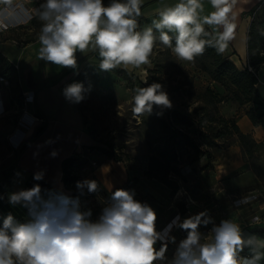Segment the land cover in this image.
<instances>
[{
  "label": "clouds",
  "instance_id": "obj_1",
  "mask_svg": "<svg viewBox=\"0 0 264 264\" xmlns=\"http://www.w3.org/2000/svg\"><path fill=\"white\" fill-rule=\"evenodd\" d=\"M10 3V0H3ZM214 11L201 16L202 0H179L174 6L158 12L151 27L138 29L143 0H44L36 10L42 22L39 33V58L54 65L77 67V52L98 51L99 69L110 72L124 68H140L150 64L157 42L171 48L179 60L192 62L203 55L206 46L224 53L234 39L236 24L231 15L236 0H209ZM0 13V29L6 28L9 16ZM205 25L216 31L207 40ZM169 33H175V43ZM147 83V81H145ZM82 83H72L63 90L71 103L85 99ZM137 115L150 114L153 106L171 107V101L159 83L136 89L132 98ZM56 155L55 152L52 153ZM43 179V172L34 174ZM78 195L63 191L42 190L40 184L8 195L12 206L27 210V219L16 220L8 213L0 224V264H259L264 258V243L255 236H243L239 224L231 219L213 223L209 234L201 225L212 223L207 212L177 217L173 224L186 231L170 260H166L167 243L157 231V213L147 203L135 199L134 190L116 189L96 219L91 209L81 207L80 197L96 193L95 180L76 183ZM246 202V201H245ZM202 217H207L202 220ZM259 221V217H256ZM175 243V237H169ZM252 255L239 257L245 247Z\"/></svg>",
  "mask_w": 264,
  "mask_h": 264
},
{
  "label": "rangeland",
  "instance_id": "obj_2",
  "mask_svg": "<svg viewBox=\"0 0 264 264\" xmlns=\"http://www.w3.org/2000/svg\"><path fill=\"white\" fill-rule=\"evenodd\" d=\"M43 2L44 0H10V3H5L0 0V13L8 15L10 11L17 15L22 9L24 12L36 13ZM103 2L107 5L110 0ZM11 6L15 9L9 10ZM158 18V15L139 18L137 30L151 27L152 21ZM248 19L264 33V0L253 12H249ZM41 27L42 22L35 15L19 26L3 29L0 31V50L10 48L17 54H22L27 49L40 46L38 37ZM154 35L157 42L149 65L140 68L121 66L106 72L99 69L100 57L95 56L77 64L75 69L71 68L62 81L63 88L72 83H82L89 89L84 94L85 99L77 103L83 116L84 130L91 138V143L86 148L93 151L90 159L85 160L89 165L87 173L106 158L124 163L130 174L127 189L134 190L135 199L147 202L157 213L156 228L162 233V241H158L155 247L159 250L162 242L167 243L166 260L171 259L179 241L187 235L186 231L176 227L173 221L177 217L182 221L205 211L207 217H211L212 223L201 225L199 230L202 233L209 234L213 223L218 225L222 220L231 219L240 225L246 239L255 236L264 243V238L254 234L256 231H264V141L258 144L251 156L246 157L241 150L236 151L230 147L237 141L233 132L223 134L210 148L202 146L201 149L207 150L204 153H197L194 146L183 138L177 147L178 174L169 176L175 182L176 190L172 191L170 185L145 175L150 159L156 156L164 144L167 129L162 121L171 123L169 117L173 116L174 112L191 117L194 108L201 104L189 96H194L195 91L210 88V77L207 73L196 67L193 61L179 60L171 48L166 52L155 29ZM262 40L264 42V37ZM38 62L39 59L36 58L28 64L29 68H35ZM71 80L72 82L68 83ZM18 82L13 77L6 87L0 81V86L4 87L1 94L3 99L5 98L6 108L5 113H0V164L10 162L16 153L11 149L16 144L10 142V139L14 136H17V139L26 137L21 130L24 125L19 123L20 118L22 121L27 117L31 118L27 114V106L20 102L22 87L18 86ZM152 83L161 84L162 91L167 93L171 101V107L162 106L158 114H135L132 98L136 89ZM21 84L23 85V82ZM213 90L218 97L224 98L216 104L217 112L215 113L212 104L203 105L206 111H213L216 118L222 116L219 106L228 98H225L227 91L224 85L216 84ZM226 119L235 121L231 117ZM187 135L195 143H200L192 133ZM101 148L112 156L102 153ZM92 161L95 164H92ZM238 162L239 164H236ZM253 168L257 169V175ZM35 184L37 183L32 182L28 189ZM104 193L99 186L96 193L83 199L84 209L98 212L96 218L106 204ZM207 217H202V220ZM256 217H259V221H256ZM169 237H175V243ZM245 251L252 253L246 246L239 256ZM260 251L264 252V249ZM156 264H166V261H157Z\"/></svg>",
  "mask_w": 264,
  "mask_h": 264
},
{
  "label": "crops",
  "instance_id": "obj_3",
  "mask_svg": "<svg viewBox=\"0 0 264 264\" xmlns=\"http://www.w3.org/2000/svg\"><path fill=\"white\" fill-rule=\"evenodd\" d=\"M148 1L152 2L141 9L140 18L158 15V12L163 8L174 6L179 2V0H143L142 5ZM259 1L261 0H236L231 13L235 18V36L229 42L223 54L228 56L239 68L247 64L248 15L252 7ZM202 3L203 12H201V16L208 15L214 11L209 0H202ZM208 27L214 38L216 31H222V29H215L212 26ZM39 48L40 46H34L33 49H27L22 54H17V52L10 48L0 50L13 65L16 64L18 66L17 69H21L22 78L20 82H23L21 90L32 93V96L28 98L26 103L27 114H35V107H38L43 113V116L37 117V120L32 125L24 126V129H21L23 134H26L25 138L32 134L35 126L41 123L45 124L44 130L38 137L32 140L21 154H17L16 152L10 159V162L0 164V168L5 166L13 167L11 180L4 189L8 194L22 190L27 180L31 176L34 177V174L37 172H43V179L41 181L46 182L53 188H60L62 175L61 161L76 151H82L87 156L86 158L80 157V160H89L93 154V151H87L88 149L86 148L91 143V138L84 130L83 116L77 103H71L64 97L63 79H54L62 70L68 68L41 60L39 58ZM92 52L93 50L85 53L77 52V64L95 57L86 58ZM36 58L39 59L36 67L29 68L28 64ZM257 71L258 75L264 78V63L258 67ZM45 81L48 83L40 87V84ZM52 82L61 83L60 87L54 86ZM208 84L213 88L218 83L212 79H208ZM259 87L264 96V83H260ZM3 90L4 87L1 85L0 107L1 105L5 107V98L3 99L1 94ZM22 99L23 96L20 97V102ZM223 103L219 106L223 117L234 118L239 130L250 134L256 143L259 144L264 141V127L262 125L254 126L250 122L245 114L246 105H240L229 98ZM4 109L6 111V108ZM10 142H12L11 139ZM230 147L236 151L240 150L238 141H234ZM16 148L12 147L11 149L16 151ZM53 152L56 153L55 156L52 155ZM236 164H239V162ZM88 168L89 165L85 162L78 168V173L82 180H95L106 194H109L114 188L123 185L130 178V174L125 168L124 163L117 160L108 158L101 160L99 165L95 166L89 174L87 173ZM122 189L128 190L126 188ZM244 254L252 255L249 251ZM261 261L264 262V260Z\"/></svg>",
  "mask_w": 264,
  "mask_h": 264
},
{
  "label": "trees",
  "instance_id": "obj_4",
  "mask_svg": "<svg viewBox=\"0 0 264 264\" xmlns=\"http://www.w3.org/2000/svg\"><path fill=\"white\" fill-rule=\"evenodd\" d=\"M148 1L141 5V9L151 3ZM262 0L257 2L250 13L254 11L256 7L261 4ZM139 18L137 20L139 21ZM205 31L208 33L207 36L202 37L203 39L214 41L213 34L208 26H205ZM173 37V46L175 43V34H170ZM264 33L257 28V25L253 21L249 22V27L247 31V64L242 68H239L235 63L223 53H218L215 47L206 46L203 55L197 56L193 63L200 70L207 73L210 79L214 80L216 83H220L222 86H225L227 91L225 98H229L232 101L240 104L247 105L245 114L254 126L264 125V96L260 91V83L258 80L257 74L250 70L248 67L258 69V67L264 63V54H260V51L264 48L263 42ZM165 51L168 52V47L165 46ZM91 56H98V51H93L86 58ZM66 70H68L66 72ZM70 69L62 70L57 76L56 80H62L67 76V73ZM0 76L7 79L8 81L12 80L15 77L17 80L22 78L21 69H16L14 65L0 52ZM74 80V79H72ZM68 81V83L72 82ZM223 81L227 83L224 84ZM20 82V81H19ZM18 82V86H21V82ZM48 82H43L40 84V87H43ZM54 86H59L58 82H52ZM191 85V83H189ZM197 105L192 111V116L188 117L182 115L179 112H174L173 116L169 117L171 123H165L164 128L167 129L166 137L164 144L161 149L158 151L156 156L150 159L148 168L145 172V175L149 178H155L161 183L170 185L172 191L176 190V184L173 180L169 178L170 175L178 174V155L177 147L181 139H186L189 144L194 146L197 153L207 152V148L215 145V141L220 139L223 134H230L231 132L235 133L237 136V141L240 146V150L244 156H251L253 150L258 146V143L253 139V137L248 133H243L239 130L238 125L235 121H230L223 116H217L214 118L213 111H206L203 103H209L213 105L215 113L217 112L216 104L224 98L218 97L213 88H205L203 91H195L194 96L190 95ZM22 102V101H21ZM162 106L154 105L152 112L158 114L161 111ZM200 110V111H199ZM35 115L37 117H42L43 113L38 108L35 107ZM217 125H213V123ZM45 124L41 123L35 126L32 134L20 141L16 148L17 154H21L28 145L34 140L39 134L44 130ZM192 133L196 136V139L200 143H195L187 134ZM204 146L206 149H201ZM89 150V148H87ZM102 153L108 154L111 157V153L105 151V149H100ZM80 151H76L74 154L64 158L61 161L62 175H61V187L53 188L44 181H36L33 176H31L23 189H28L31 187L32 182L39 183L42 190H54V191H63L66 194H69L73 197L78 195L76 189V183L78 181H83L80 174L78 173V168L83 165L85 160H80L79 157ZM13 167H1L0 168V224H2V219L8 213H12L16 220L23 222L27 219V210L21 206H12L8 202V193L5 192V188L8 185L12 177ZM255 174H258L257 169L253 168ZM130 180L124 182L123 185L114 188L111 192H114L116 189L128 188ZM104 193V197L107 200L110 197V194ZM94 193H87L80 197L81 207L84 209L83 199L91 196ZM87 210V209H84ZM98 212L92 211V219H96V214ZM258 237L264 238V231H256L254 233ZM247 252V251H245ZM244 252V253H245ZM243 253V254H244Z\"/></svg>",
  "mask_w": 264,
  "mask_h": 264
},
{
  "label": "built area",
  "instance_id": "obj_5",
  "mask_svg": "<svg viewBox=\"0 0 264 264\" xmlns=\"http://www.w3.org/2000/svg\"><path fill=\"white\" fill-rule=\"evenodd\" d=\"M30 1H33V0H30ZM34 1H37V2H38L39 0H34ZM13 8H14V7L11 6V7L9 8V10H11V9H13ZM14 9H15V8H14ZM14 9H13V10H14ZM9 13H11V12L9 11L8 14H9ZM35 15H36V13H31L30 11H26V12H24L23 9H22L20 12H17V15H16L15 12H14V13H11V15H10L9 18H8V20H6L7 27H6V28H3V29H8L9 27H12V26H19V25H21V24L27 22L28 20L32 19ZM3 29H0V31H2ZM263 50H264V48H263ZM263 50L260 51V54H264V51H263ZM14 67H15L16 69L18 68V66H17L16 64H14ZM248 68H249L250 70L254 71V72L257 74V76H258V80H259V83H264V78H261V77L258 75V71L255 70V68H252V67H250V66H249ZM0 81H1V82L3 83V85L6 86V87L9 85V81H8L7 79L1 77V76H0ZM18 81H20V80H18ZM22 96H23L22 104L26 105L27 100H28V98H30V97L32 96V93H30L29 91H25V90H24V91H22ZM4 110H5L4 107L1 105V107H0V113H3ZM25 112H26V110L23 111V113H25ZM29 115H30L31 118L27 117L26 119H24V121H22L21 118H20L19 123H22L24 126H26V125H27V126L32 125V124L34 123V121L37 120V116H36L34 113H33V114H29ZM25 120H26V121H25ZM13 140H16L15 142H17V143H15ZM18 140H19V141H18ZM21 140H22V139H17V136L12 137V139H11L12 143L16 144V145H14V147H17ZM87 151H89V150H87ZM79 157H81V158H86L87 156H86L82 151H80ZM91 163H92V164H95L94 161H92ZM239 257H241V258H242V257H249V255H247V254H242V255H240ZM259 264H264V262L260 261Z\"/></svg>",
  "mask_w": 264,
  "mask_h": 264
}]
</instances>
